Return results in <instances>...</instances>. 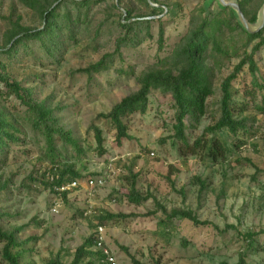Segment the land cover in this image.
<instances>
[{
	"label": "rangeland",
	"instance_id": "374dc122",
	"mask_svg": "<svg viewBox=\"0 0 264 264\" xmlns=\"http://www.w3.org/2000/svg\"><path fill=\"white\" fill-rule=\"evenodd\" d=\"M121 2L134 6L136 12L144 8L142 0ZM158 2L163 8L158 15L164 27L163 51L157 50L158 23L154 21L150 35L144 26L135 29L132 41L121 48V56L109 60L107 70L91 74L78 71L113 52L115 39L123 33L117 24L123 14L122 4L103 0L91 4L78 31L62 35L61 50L50 54L30 44L28 51L19 47L10 59L0 57L13 78L30 88L36 100L46 102L51 109L49 124L69 131L84 150L81 160L72 157L75 152L70 145L66 152L62 151L81 175L64 201L40 182L44 179L43 171L49 167L41 158L46 145L24 118L25 107L13 97H0V109L16 120L21 131V141L9 142V149L0 152V185H4L0 188V227L7 231L20 228L15 232L21 242L20 264H44L58 254L69 263L75 249L99 223L95 216L104 212L123 215L102 223L105 247L117 264H236L240 255L244 264H264V113L255 111L254 102L247 95L251 77L246 66L230 88L232 104L247 106L244 113L236 116L247 117L246 128L236 135L226 129L204 134V128L220 117V83L237 63V57L225 61L215 73L214 92L206 99L207 111L194 128L186 131L190 143L203 138L206 147L198 156H181L173 145L174 110L168 94L153 91L149 95L146 113L127 118L131 138L120 143L115 139L113 125L96 117L138 89L132 76L119 74L116 69L131 66L138 75L157 57L170 52L186 32L195 11L203 9L208 18L229 17L228 11H220L218 0ZM66 8L76 14L71 2L62 5L60 12ZM10 12L20 17L25 26L40 24L16 0H0V45L5 30L2 18ZM236 20L230 22L232 27ZM229 36L244 37L238 28L229 31L224 26L223 37ZM235 46L240 48L239 43ZM254 59L259 82H263V88L255 92V102L259 103L264 95V46ZM91 124L101 129L105 150L102 155L97 153ZM214 138L223 139L228 146L226 157L215 161L207 156ZM55 145L61 150L63 141L58 139ZM132 174H136L135 188L142 195H152L138 205L125 198ZM165 176L174 182L173 186ZM88 177H100L104 182L90 190L85 185ZM33 178L36 180L32 181ZM196 178L204 182L203 189ZM158 204L167 212L189 209L208 224L194 225L179 218L163 223ZM246 233L253 235L250 241L245 238ZM2 247L0 242V264H8L2 258ZM88 260L98 264L95 257H85L83 263Z\"/></svg>",
	"mask_w": 264,
	"mask_h": 264
},
{
	"label": "trees",
	"instance_id": "16d2710c",
	"mask_svg": "<svg viewBox=\"0 0 264 264\" xmlns=\"http://www.w3.org/2000/svg\"><path fill=\"white\" fill-rule=\"evenodd\" d=\"M19 4L29 9L34 16L39 19L40 24L36 27L23 25L20 17H15L13 12L3 17L5 22V30L3 32V40L0 45V57L10 59L17 53L19 47L28 51L30 44L37 46L39 49L53 54L62 49V35L66 32L78 31L80 24L86 21L89 14V7L92 3L101 2L103 0H16ZM71 2L76 7V14L73 10L66 8L60 12V7L67 2ZM144 8L142 11H134V6L122 3L117 0L118 4H122L123 14H120L118 25L122 30V34L117 36L114 41V50L111 53L103 54L100 59L93 64L78 71L87 74L98 73L108 69V62L112 57L121 56V48L127 46L132 41V37L136 35V28L144 26L146 34L150 35V24L154 21L158 23L157 32V50L164 49V27L163 21L158 16L163 12V8L158 6V0H142ZM237 3L243 16L250 25H255L258 21V14L263 5L264 0H233ZM152 3V5H151ZM157 4V5H156ZM220 11H228L229 17L222 18L214 16L208 18L204 14V10L200 9L191 13L189 25L186 32L173 44L170 52L157 57L156 61L147 68L143 69L138 75L135 74L131 66L127 69L118 68L119 74L132 76L138 84V89L134 92L122 97L118 102L112 105L108 112L97 114V118H103L109 121L115 131V139L118 143L123 139H130L128 133L127 118L139 114L144 115L148 108L149 95L153 91H159L168 94L172 100L174 110L173 122L171 129L173 134V145L178 147L181 156H198V154L206 147L203 138H196L190 143L186 131L194 128L205 115L207 111L206 99L213 94V81L215 73L219 72L225 61L231 57H237L238 61L233 66L231 72L225 76L220 83L221 102L220 117L218 120L204 128L205 133H215L223 129L228 130L232 135H236L239 130L246 128L247 117L240 116L246 111L247 106L233 105L231 95V84L242 71L243 67H247L250 74L251 88L247 95L254 102L253 108L256 112L264 113V95L260 96L259 103L255 102L256 90L263 88V82L258 76V66L254 59V55L264 46V27L256 32H248L240 24L235 11L229 6H223L218 3ZM116 7V3L114 4ZM235 24L231 26L234 19ZM226 26L229 31L239 29L244 37L234 38L229 36L223 37V27ZM68 38L70 36L68 34ZM240 44V48H236V44ZM250 47V50L247 49ZM241 50V53L237 50ZM0 97L15 98L22 106L25 107L24 118L28 121L32 131L41 135L45 141V152L41 155L43 160L49 163V167L43 171L40 182L45 188H49L56 196L66 201L68 191L57 192L54 187H59L70 183L73 180L81 179L80 173L75 170L71 160L64 156L67 151V145L72 147L75 154L74 159L81 160L84 150L80 146L78 140L71 137L69 131L62 128L52 127L50 123L51 109L45 101L36 100L30 88L25 87L20 81L13 78L7 71V64L0 59ZM188 121V122H187ZM93 129V136L96 142V149L99 155L105 153L103 148V137L101 129L97 126L90 125ZM20 129L16 124V120H12L0 109V152L3 149H9L10 143L20 142ZM63 141L61 150L56 148V140ZM64 151V152H62ZM228 153V146L221 138L211 140L210 147L207 149V156L215 161L225 158ZM69 157V156H68ZM50 176V179H46ZM167 179L169 180L168 176ZM48 178V177H47ZM131 183L125 198L132 204H140L152 197L151 194L142 195L135 188L136 174L131 175ZM33 178L32 181H35ZM200 183V188H204V182L196 178ZM173 186L174 182L169 180ZM4 185L1 184L0 188ZM164 219L170 221L172 218H179L191 221L194 225H207L208 222L200 221L196 215L189 209L174 208L169 212L158 204ZM122 214H104L95 216L102 225L103 221L111 220ZM15 231H7L0 227V242L3 243L2 258L8 264H20L21 242L16 239ZM165 229H163L164 231ZM253 235L246 233L245 238L251 240ZM186 242L184 241V245ZM93 233L87 237L81 245L73 252L72 260L67 263L62 260L58 254L54 258L47 260L44 264H93L88 260L83 263L85 257H95L98 264H104L101 260L103 255L100 251H92ZM16 249V250H15ZM243 255H240L236 264H244ZM225 264V263H224Z\"/></svg>",
	"mask_w": 264,
	"mask_h": 264
},
{
	"label": "built area",
	"instance_id": "2783aa9c",
	"mask_svg": "<svg viewBox=\"0 0 264 264\" xmlns=\"http://www.w3.org/2000/svg\"><path fill=\"white\" fill-rule=\"evenodd\" d=\"M104 180L100 177H88L85 179V185L88 189L92 190L95 187H99L103 184ZM78 182L76 180L71 181L65 185L59 187H54L57 192L69 191L71 187L77 186ZM104 228L102 225H96L93 231V246L91 249L93 251H100L103 255L102 262L104 264H117L114 255L106 249L104 244Z\"/></svg>",
	"mask_w": 264,
	"mask_h": 264
},
{
	"label": "water",
	"instance_id": "95a60500",
	"mask_svg": "<svg viewBox=\"0 0 264 264\" xmlns=\"http://www.w3.org/2000/svg\"><path fill=\"white\" fill-rule=\"evenodd\" d=\"M218 2L223 5V6H229L231 7L235 13L236 16L240 22V24L244 27L245 30H247L248 32H256L258 30H260L262 27H264V2L263 5L259 11L258 14V21L257 24L255 26L250 25L247 20L245 19V17L243 16L239 6L237 5V3L235 2H226L224 0H218ZM259 22V23H258Z\"/></svg>",
	"mask_w": 264,
	"mask_h": 264
}]
</instances>
